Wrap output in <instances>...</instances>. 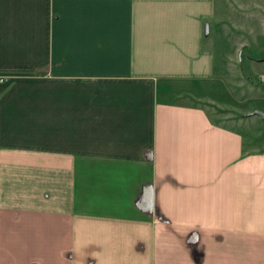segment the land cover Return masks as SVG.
I'll use <instances>...</instances> for the list:
<instances>
[{"label":"crops","instance_id":"0c3cea01","mask_svg":"<svg viewBox=\"0 0 264 264\" xmlns=\"http://www.w3.org/2000/svg\"><path fill=\"white\" fill-rule=\"evenodd\" d=\"M223 1L0 0V264H264V149L192 101Z\"/></svg>","mask_w":264,"mask_h":264},{"label":"rangeland","instance_id":"374dc122","mask_svg":"<svg viewBox=\"0 0 264 264\" xmlns=\"http://www.w3.org/2000/svg\"><path fill=\"white\" fill-rule=\"evenodd\" d=\"M251 6L238 0L218 3L219 19L210 22L205 43L215 55V77L204 87L196 86L194 93L199 96L192 101L214 120L238 127L248 145L254 141L256 147L264 149V119L250 116L255 111L264 113V20L250 14ZM232 117L238 118L237 122Z\"/></svg>","mask_w":264,"mask_h":264},{"label":"water","instance_id":"95a60500","mask_svg":"<svg viewBox=\"0 0 264 264\" xmlns=\"http://www.w3.org/2000/svg\"><path fill=\"white\" fill-rule=\"evenodd\" d=\"M209 32V26H206V34H208ZM250 115H260L263 119H264V113L260 112V111H255L253 113H251Z\"/></svg>","mask_w":264,"mask_h":264},{"label":"built area","instance_id":"2783aa9c","mask_svg":"<svg viewBox=\"0 0 264 264\" xmlns=\"http://www.w3.org/2000/svg\"><path fill=\"white\" fill-rule=\"evenodd\" d=\"M2 80H3V79H2ZM2 80H1V81H2Z\"/></svg>","mask_w":264,"mask_h":264}]
</instances>
